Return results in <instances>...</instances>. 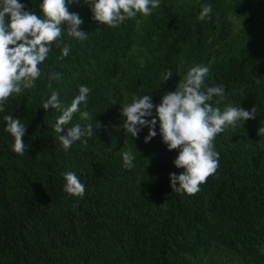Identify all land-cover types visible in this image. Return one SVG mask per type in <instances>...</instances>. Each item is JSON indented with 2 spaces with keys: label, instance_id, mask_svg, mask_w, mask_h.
<instances>
[{
  "label": "trees",
  "instance_id": "16d2710c",
  "mask_svg": "<svg viewBox=\"0 0 264 264\" xmlns=\"http://www.w3.org/2000/svg\"><path fill=\"white\" fill-rule=\"evenodd\" d=\"M19 2L42 16V0ZM204 4L212 12L199 21ZM68 10L88 38L63 34L35 87L10 96L0 112V264H264V134H257L264 127V0H160L151 15L114 28L95 22L84 0ZM64 44L71 50L59 60ZM195 65L209 68L207 87H224L214 106L255 105L257 115L217 135L219 166L188 195L170 188L169 175L182 169L159 123L148 143L146 127L132 138L120 107L134 95L158 105ZM52 73L60 79L50 81ZM81 85L91 89L94 118L76 113L65 128L91 124L94 135L64 150L53 131L61 113L41 106L53 91L70 105ZM10 114L27 125L24 155L4 131ZM124 151L135 157L131 169ZM66 172L85 185L82 198L63 191Z\"/></svg>",
  "mask_w": 264,
  "mask_h": 264
},
{
  "label": "clouds",
  "instance_id": "9594fccd",
  "mask_svg": "<svg viewBox=\"0 0 264 264\" xmlns=\"http://www.w3.org/2000/svg\"><path fill=\"white\" fill-rule=\"evenodd\" d=\"M72 0H42L40 12L25 10V5L19 0H0V112L5 111V104L13 94L20 95L24 89L35 87V81L41 76L40 65L46 60L51 45L67 34L78 41L88 38V33L81 29L83 23L78 13L69 12L68 6ZM90 7L92 19L100 25L117 27L125 19L135 18L137 14L144 17L151 15L153 9L160 6V0H84ZM212 12L211 4L201 6L197 17L204 21ZM139 23V21H137ZM66 25V29L62 28ZM59 47V44H57ZM70 45L61 48L59 60L70 53ZM209 68L204 65L192 66L183 80H179L172 92L165 93L158 105L152 103L151 95L133 96L130 104L120 107V115L124 119L122 129L138 137L143 128H148L144 142L148 143L157 135L155 131L159 123V135L168 151L176 150L177 156L173 165L182 169L179 175H169L170 188L176 192L194 195L200 190V185L215 174L219 166V153L214 150L213 141L229 126H237L238 121L254 119L257 115L255 105L251 110L228 105L221 111L212 103L214 97L225 96L222 85L207 87L205 78ZM169 69L161 81H167L172 76ZM60 75L52 73L49 80H58ZM257 83H260L257 80ZM51 86V85H49ZM91 89L81 85L78 95L70 105L61 102L60 93L53 91L49 99L42 103L41 108H51L61 114L53 125V131L59 134V143L64 150L71 148L73 143L83 137H92L94 129L91 124L82 127L75 124L65 128L79 113L81 120L93 119L87 111L88 96ZM218 104L219 101H216ZM113 104H116L113 101ZM81 105L85 110H81ZM155 110V118L153 116ZM4 131L13 138V151L19 155L26 152V144L22 139L27 125L20 118L5 115ZM96 128L99 125L95 124ZM95 128V129H96ZM257 134H264L260 127ZM123 165L131 169L135 159L131 151L122 153ZM65 181L63 191L74 197H83L85 185L80 182L74 172L63 173Z\"/></svg>",
  "mask_w": 264,
  "mask_h": 264
},
{
  "label": "rangeland",
  "instance_id": "374dc122",
  "mask_svg": "<svg viewBox=\"0 0 264 264\" xmlns=\"http://www.w3.org/2000/svg\"><path fill=\"white\" fill-rule=\"evenodd\" d=\"M179 1L183 2V1H185V0H179Z\"/></svg>",
  "mask_w": 264,
  "mask_h": 264
}]
</instances>
